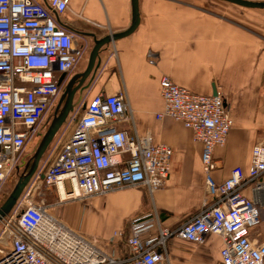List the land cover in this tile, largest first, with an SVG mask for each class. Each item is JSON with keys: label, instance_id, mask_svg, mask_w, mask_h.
<instances>
[{"label": "built area", "instance_id": "built-area-1", "mask_svg": "<svg viewBox=\"0 0 264 264\" xmlns=\"http://www.w3.org/2000/svg\"><path fill=\"white\" fill-rule=\"evenodd\" d=\"M70 3L0 0V197L46 113L58 104L60 76L72 72L84 55L76 33L57 16L71 12L97 25L83 12H74ZM161 96L164 107L157 117L183 123L202 144L206 198L201 209L176 228L164 226L157 214L133 219L126 236L131 255L126 259L103 250L97 240L50 211L55 204L126 187L146 186L154 194L169 177L172 147L121 129L119 123L132 121L126 94L100 92L70 113L53 163L44 172L39 167L1 220L0 264H160L168 258L170 238L202 244L210 233L222 238L221 264H264V241L251 237L261 224V211L243 193L264 174V143L253 147L248 173L236 166L226 180L217 182L214 151L227 143L234 124L223 95L196 93L163 76ZM38 179L58 202L33 201L31 191ZM261 186L258 182L256 188ZM145 232L150 234L144 238ZM123 237L125 232L117 230L110 242Z\"/></svg>", "mask_w": 264, "mask_h": 264}, {"label": "crops", "instance_id": "crops-1", "mask_svg": "<svg viewBox=\"0 0 264 264\" xmlns=\"http://www.w3.org/2000/svg\"><path fill=\"white\" fill-rule=\"evenodd\" d=\"M70 6L97 25L71 12L57 16L61 25L76 33L77 44L84 49L78 66L67 74L69 79L86 69L96 39L127 30L133 19L132 0H71ZM237 6L250 10L228 13L207 0H139L141 20L136 30L101 46L98 68L77 93L74 108L100 92H124L132 121L118 126L173 149L169 177L154 194L146 186L126 187L67 204L61 216L52 212L86 238L97 240L103 250L129 258L126 236L133 219L157 214L164 226L176 228L199 211L206 198L202 144L183 123L157 117L164 107L163 76L196 93L223 95L234 124L227 143L215 148L213 174L223 182L236 166L248 173L253 147L264 143V9ZM64 131L65 127L62 140ZM243 193L261 211V224L251 237L264 241V174ZM79 212L83 223L81 219L78 224L72 214ZM117 230L125 237L110 242ZM222 245L214 233L202 244L175 236L167 243L168 258L160 264H221Z\"/></svg>", "mask_w": 264, "mask_h": 264}, {"label": "water", "instance_id": "water-1", "mask_svg": "<svg viewBox=\"0 0 264 264\" xmlns=\"http://www.w3.org/2000/svg\"><path fill=\"white\" fill-rule=\"evenodd\" d=\"M233 4H237L247 8H261L264 9V0H224ZM132 10L133 19L131 26L123 31L114 34H109L101 39H96V44L90 54L87 67L84 71L78 72L70 79L66 73L60 76L59 84L61 86L65 85V90L60 96L58 104L55 110V116L50 123L47 131L42 137L33 157L25 163L23 172L20 174L18 181L16 182L14 188L10 192L9 196L6 198L4 203L0 206V222L8 215L15 204L17 203L19 197L22 195L26 187L31 182L32 178L38 172L42 158L49 148L50 144L53 142L57 133L60 131L62 126L66 123L70 113L75 107V97L79 91H83L87 86L84 84L89 76L92 77V73L98 68L99 62L96 63L99 50L102 45L110 42L111 40H116L118 38L127 36L134 32L140 24V9L139 0H132ZM69 79V80H68ZM43 176V174H42ZM41 176V177H42Z\"/></svg>", "mask_w": 264, "mask_h": 264}, {"label": "rangeland", "instance_id": "rangeland-1", "mask_svg": "<svg viewBox=\"0 0 264 264\" xmlns=\"http://www.w3.org/2000/svg\"><path fill=\"white\" fill-rule=\"evenodd\" d=\"M206 1V0H205ZM208 4H211L213 6L215 5H219L220 8H222L224 11L228 12V13H234L236 11H248L250 9H243L242 7H238L237 5H233L231 3H228V2H222V1H217V0H207ZM65 90V85L63 86V89H62V93L63 91ZM55 110H56V107L50 109L42 123H41V126L38 130V132L35 134L34 138H33V142L32 144L30 145L29 147V151L27 153L24 154V156H22V161L20 162L19 166H18V170L13 174V176L10 178V180L7 182L5 188H4V192H3V195L0 197V203L2 202V204L4 203V201L6 200V198L9 196L10 192L12 191V189L14 188L16 182L18 181V178L20 176V174L23 172V164H25L23 162V160H27L29 161L42 137L44 136L45 132L47 131L50 123L52 122L54 116H55ZM66 126L68 127V122L66 121V123L62 126V128L60 129V131L57 133L56 137L54 138L53 142L50 144L49 148L47 149V151L45 152L43 158H42V161H41V164H42V170L43 172L53 163L54 161V158L56 157L57 153H58V150L60 148V144H61V141H62V129ZM96 197V196H94ZM94 197H91V198H88L86 200H69V201H66L62 204H55L53 206V208H50V211L53 212L54 214H58L61 216V213L62 212H66V210L64 209L65 205L67 204H70L72 202H80V203H83L85 201H88ZM31 198L33 199V201L35 202H40L41 200H44L45 203L47 204H54L56 202H58V197L56 194L52 193L48 187L46 186V184L41 180V179H38L36 180L35 184H34V187L31 191ZM64 210V211H63ZM83 212V211H82ZM82 212H79L78 214H72V217L78 222L79 224V221L81 220V222L83 223V213ZM63 221V220H62ZM84 224H85V219H84ZM3 224L0 223V229L3 227L2 226ZM71 228V227H70Z\"/></svg>", "mask_w": 264, "mask_h": 264}, {"label": "flooded vegetation", "instance_id": "flooded-vegetation-1", "mask_svg": "<svg viewBox=\"0 0 264 264\" xmlns=\"http://www.w3.org/2000/svg\"><path fill=\"white\" fill-rule=\"evenodd\" d=\"M62 89H63V87H62ZM23 162H24V163H26V162H27V160H26V161H25V160H23ZM22 166H23V168H24V167H25V164H23Z\"/></svg>", "mask_w": 264, "mask_h": 264}, {"label": "trees", "instance_id": "trees-1", "mask_svg": "<svg viewBox=\"0 0 264 264\" xmlns=\"http://www.w3.org/2000/svg\"><path fill=\"white\" fill-rule=\"evenodd\" d=\"M1 205H2V202H1Z\"/></svg>", "mask_w": 264, "mask_h": 264}]
</instances>
